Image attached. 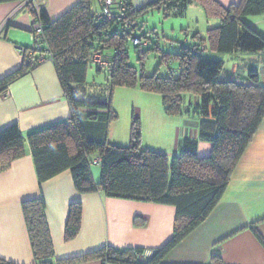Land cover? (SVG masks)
I'll return each mask as SVG.
<instances>
[{
  "label": "trees",
  "instance_id": "1",
  "mask_svg": "<svg viewBox=\"0 0 264 264\" xmlns=\"http://www.w3.org/2000/svg\"><path fill=\"white\" fill-rule=\"evenodd\" d=\"M8 1L15 0H0V3ZM94 1L80 0L52 22L34 0L26 3L29 12L39 15L43 22L44 45L52 57L70 118L32 130L26 136L20 134L16 124L0 130V172L24 157L27 148L39 184L69 171L79 193H101L109 198L175 208L172 237L145 261L138 259L145 250L113 247L56 259L44 200L42 197L26 200L22 202V213L33 264H78L93 260L104 264H161L165 255L201 224L218 203L235 165L264 117V86L219 80L223 61L201 51L203 43L208 52L216 54L264 51V36L243 20L264 15V0H241L227 7L216 0H153L137 10L126 0H119L127 8L126 16L109 22L97 19L99 9L93 11L91 7ZM191 3L199 5L206 18L218 19L219 26L208 29L206 38H198V43L180 48L175 56L180 66L177 76L138 74L128 64L127 53V43L132 39L138 17L154 9L160 10L164 17H183ZM197 37L196 34L194 38ZM94 53H99L107 63L106 67L95 65L97 73L105 72L108 87L105 99L84 90L88 69L94 64ZM34 68L23 62L20 69L0 81V94L10 82ZM249 77L257 83L255 71H251ZM116 87L158 94L167 116L186 115L198 120V138L183 139L179 153L169 159L161 152L141 149V125L132 117L129 146L91 141L84 124L101 117L93 110L105 111L106 125L117 119L111 107V94ZM184 93L199 96L200 103L184 108ZM199 141L210 144L209 156L198 157ZM92 156L100 160L98 181L91 173ZM81 221V204L71 203L64 228L65 241L78 235ZM0 264L12 263L0 259ZM210 264L223 263L219 256H213Z\"/></svg>",
  "mask_w": 264,
  "mask_h": 264
},
{
  "label": "crops",
  "instance_id": "2",
  "mask_svg": "<svg viewBox=\"0 0 264 264\" xmlns=\"http://www.w3.org/2000/svg\"><path fill=\"white\" fill-rule=\"evenodd\" d=\"M79 1L34 0V4L44 10L48 20L52 22ZM152 1L126 0L133 10ZM216 1L227 7L238 4L241 0ZM196 6L201 9L202 14H198L195 21L198 23L201 19L205 20L203 34L206 38L207 30L218 27L220 21L206 18L203 9L195 3L188 6L185 14ZM91 7L93 11L100 9L96 1L92 2ZM243 20L264 36V15L245 17ZM31 22L32 14L27 8L26 0L0 3V81L22 67L23 60L16 46H33ZM203 34L201 37L198 35L196 40L202 38ZM196 43L198 41L193 42ZM201 48L206 56L223 61L219 80L264 86V51L216 54L208 52L205 43ZM251 71L257 73V83L250 79ZM7 92V97L0 94V130L16 124L20 134L26 136L32 130L70 118V109L52 62H44L14 79L8 84ZM91 100L102 102L96 98ZM199 103L200 97L197 95H182L184 108ZM93 111L101 117L85 122L88 139L129 146L131 123L127 124L128 141L123 143L119 141V135L112 132L110 136L111 123L105 124V111ZM198 126V120L186 115L162 117L159 126L153 125L158 143L150 141L147 144V140L142 139L141 149L161 152L167 157L172 150V158L179 153L183 139L198 138ZM125 136L124 129L122 139ZM153 144L166 146L170 151L154 147ZM210 153V144L199 141L198 157H207ZM99 161L97 156L91 157V173L95 181L100 176ZM93 166L97 167L95 173L92 171ZM38 197H42L45 203L56 259L82 256L103 247L154 251L172 237L174 206L109 198L101 193H79L69 171H63L39 184L30 152L26 148L24 157L0 172V259L12 264H33L22 202ZM75 202L82 206L80 231L73 240L65 241L68 206ZM213 256H219L223 264H264V117L235 165L218 203L201 224L165 255L161 264H210ZM78 264L104 263L93 260Z\"/></svg>",
  "mask_w": 264,
  "mask_h": 264
},
{
  "label": "rangeland",
  "instance_id": "3",
  "mask_svg": "<svg viewBox=\"0 0 264 264\" xmlns=\"http://www.w3.org/2000/svg\"><path fill=\"white\" fill-rule=\"evenodd\" d=\"M193 8L183 17H164L162 12L157 10H151L148 14L138 17L137 25L131 35L132 38H140L142 45L134 47L130 40L127 43L128 64L135 68L138 74L143 73L147 76L156 74L160 77L177 76L180 66L175 57L176 54L179 53L181 47L197 42L198 40L194 36L202 35L206 27L204 19L199 20L198 23L197 20L195 21L198 19V14H202L201 9L197 6ZM202 38L204 39L205 35ZM94 68L95 66L91 65L88 69L84 90L91 96L105 99L108 97L105 72L97 73ZM111 107L116 112L117 119L111 123L110 136L113 132L114 135L120 136L121 140L119 141L127 142L129 138L127 124L131 123L134 115L141 125V143L142 139L143 141L147 140V144L150 141L158 143L153 125L159 126L160 118H167L158 94L147 93L137 88L116 87L111 94ZM124 129L126 136L122 139ZM153 145L170 151V148H166V146ZM171 151L168 155L170 159ZM92 171L95 173L97 167L93 166Z\"/></svg>",
  "mask_w": 264,
  "mask_h": 264
},
{
  "label": "built area",
  "instance_id": "4",
  "mask_svg": "<svg viewBox=\"0 0 264 264\" xmlns=\"http://www.w3.org/2000/svg\"><path fill=\"white\" fill-rule=\"evenodd\" d=\"M32 0H26L30 2ZM99 4V12L97 19L104 20L106 22L109 21H120L122 20L127 13V8L125 4L119 0H96ZM38 8H36L37 10ZM31 33L34 37V44L29 48H25L23 46H16L17 52L19 56L22 58L25 64H29L33 66H39L44 62H52V57L48 52L47 47L44 45V35H43V22L41 21L39 15L33 16L32 15V22L30 27ZM188 41V40H186ZM133 45H141L142 40L140 38L133 37L131 39ZM203 51V48H201ZM92 61L95 65L100 67H106L107 63L102 59V56L99 53H94L92 56ZM8 87V86H7ZM2 97H7L8 92L6 90L1 93ZM153 251L152 250H145L141 255L138 256L140 261H145L147 258L151 257Z\"/></svg>",
  "mask_w": 264,
  "mask_h": 264
}]
</instances>
